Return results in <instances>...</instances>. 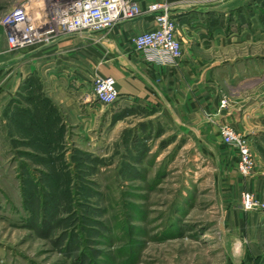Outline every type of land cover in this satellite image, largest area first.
<instances>
[{
    "label": "rangeland",
    "instance_id": "rangeland-1",
    "mask_svg": "<svg viewBox=\"0 0 264 264\" xmlns=\"http://www.w3.org/2000/svg\"><path fill=\"white\" fill-rule=\"evenodd\" d=\"M19 1L0 0V21ZM200 1L217 8L227 0ZM249 20L259 42L217 58L264 53V22L253 28ZM7 50L0 25V54ZM40 67L0 113V264H230L217 161L154 106L93 100V109H71L50 93ZM261 68L264 57L246 63L239 80L254 92L258 82L264 98ZM225 90L239 97L240 88ZM255 142L264 148V127Z\"/></svg>",
    "mask_w": 264,
    "mask_h": 264
},
{
    "label": "crops",
    "instance_id": "crops-1",
    "mask_svg": "<svg viewBox=\"0 0 264 264\" xmlns=\"http://www.w3.org/2000/svg\"><path fill=\"white\" fill-rule=\"evenodd\" d=\"M137 1L142 7L157 1L170 3L183 48L178 63L150 64L135 50L133 38L156 27L149 15L118 23L92 41L60 36L39 46L7 50L0 54V113L37 65L51 81L50 93L74 110L79 105L93 109V102L86 97L95 76H114L120 94L116 102L149 105L164 111L171 127L191 137L198 151L207 152L208 158L217 161L222 178L217 183L221 185L223 231L232 250L230 264H264V211H246L241 204L245 190L264 199V148L255 142L259 128L264 127V98L258 82L254 92L239 80L242 66L244 69L246 63L257 61L264 53L217 58L220 51L246 45L249 38L259 42L260 33L249 36L247 32L249 17L243 21L234 11L249 5L257 8L263 0H227L217 8L200 0ZM212 12L227 15L228 22L211 25L202 18H209ZM231 12L235 14L231 16ZM251 21L253 28L262 25L257 15H252ZM232 24L241 29L230 30L234 29ZM29 58H35L34 62H28ZM9 67L13 70L6 73ZM227 87L240 88L239 97H231ZM53 96L50 98L57 103ZM224 96L230 101L227 107H221ZM225 123L250 138L256 155L251 175L238 171V150L222 141L220 126Z\"/></svg>",
    "mask_w": 264,
    "mask_h": 264
},
{
    "label": "built area",
    "instance_id": "built-area-1",
    "mask_svg": "<svg viewBox=\"0 0 264 264\" xmlns=\"http://www.w3.org/2000/svg\"><path fill=\"white\" fill-rule=\"evenodd\" d=\"M152 16L156 27L133 38L135 50L150 64H176L183 56L178 37V24L168 2H152L142 7L137 0H20L1 18L9 50H17L38 43H48L56 37L78 34L96 38L118 23ZM88 101L113 104L119 99L117 80L112 75L93 78ZM222 97L221 107L229 105ZM220 134L226 145L239 152L238 171L248 176L256 164L250 140L229 124H221ZM245 210L264 211V199L252 191L242 193Z\"/></svg>",
    "mask_w": 264,
    "mask_h": 264
},
{
    "label": "trees",
    "instance_id": "trees-1",
    "mask_svg": "<svg viewBox=\"0 0 264 264\" xmlns=\"http://www.w3.org/2000/svg\"><path fill=\"white\" fill-rule=\"evenodd\" d=\"M244 9H248V10H249V15H248L249 18H250L252 15H257L259 21H260V22H264V0L261 2V4H260L257 8H255V7L253 8V6L249 5V6H247L246 8H245V7H242V8H238L236 11H234V12H236V13H239L238 15H239L240 18H242L243 21L245 20V17H243V15L241 14V12H243ZM234 12H231V16H233V15L235 14ZM216 15H218V16H220V17L224 16L223 14H220L219 12H218V13H216V12H212V13L210 14V16H214V18H216V17H215ZM220 17H219V18H216V19H214V20L209 21V23H210L211 25H222L223 22H222V20L220 19ZM229 20L232 21L231 18H229ZM47 100H48L49 105H50V104H51L50 99H47ZM46 103H47V101H46ZM49 113H50V112H49ZM50 115H51V113L47 115V119L49 120V122H50V120H51V116H50ZM51 125H54V124L52 123ZM49 126H50V125H49Z\"/></svg>",
    "mask_w": 264,
    "mask_h": 264
}]
</instances>
